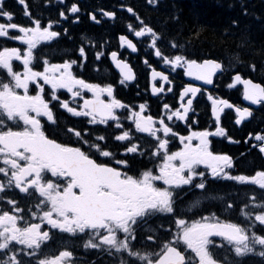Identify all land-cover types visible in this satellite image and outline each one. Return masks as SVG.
Returning <instances> with one entry per match:
<instances>
[{"label":"snow or ice","instance_id":"snow-or-ice-1","mask_svg":"<svg viewBox=\"0 0 264 264\" xmlns=\"http://www.w3.org/2000/svg\"><path fill=\"white\" fill-rule=\"evenodd\" d=\"M17 2L23 6L27 26L14 22V13L7 10L5 0H0V21H4L0 22V38L26 45L0 48V264H76L73 251L67 247L57 254L43 253L53 239V230L67 234L70 240L87 237L85 249L119 255L120 264H234L249 254L264 258V163L248 174H233L238 163L235 158L215 153L210 147V137L232 141L221 126L220 112L233 105L208 96L215 131L193 127L196 122L189 117L193 100L184 101L201 89L191 84L179 92V107L163 104L159 120L143 114L145 103L134 111L115 98L112 84L89 83L74 74L73 66L87 58L84 46L75 50V59H63L61 63L38 54L41 42L67 36V28L58 31L54 26L69 20L68 14L75 17L73 23L79 22L78 3L66 5L65 0H58L63 5L59 19L45 21L33 15L26 0ZM146 2L155 5L158 0ZM119 7L129 14L127 29L135 37L150 35L155 47L159 37L153 27L134 7L122 3ZM100 11L105 18L117 17L116 11ZM88 16L101 23L96 14ZM231 23L238 26L237 20ZM119 40L122 47L136 51L126 35H120ZM100 55L97 53L95 59ZM155 56L166 66L183 68L185 76L206 84H212L217 70H224L216 59L198 62L179 50L173 55L157 50ZM117 57L116 51L111 52L123 78L121 83L132 80V70ZM14 61L18 62L16 67ZM251 67L255 70L256 66ZM157 77L169 81L163 72L153 70L152 78ZM234 83L243 84L245 100L264 103V83L242 79L239 73ZM61 89L66 90L68 99L58 95ZM151 91L161 93L164 86L154 84ZM54 108L72 118H85L86 123L66 122L59 127ZM117 109L126 110L124 119L132 122L136 132L148 134L150 144L145 146L131 129H124ZM251 115L247 107H236L235 124L241 125ZM98 118L100 124L115 123L118 134L114 141L119 142L121 154L109 148L108 137L94 134L88 127L96 125ZM176 121L185 122L186 135L176 130ZM248 137L251 139L244 140L249 146L247 154L255 152L264 161V130L249 132ZM173 140L179 142L175 151L171 150ZM200 165L204 171L198 170ZM209 175L234 186H257L261 200L257 202L255 192L245 194L243 199H231L240 196L237 187L225 198L229 209L238 207L242 220L223 221L214 212L189 217L180 204L187 196H206ZM90 181L94 183L92 199L87 196ZM162 219L167 220L166 225L155 223ZM219 251L225 255H216ZM228 254L233 261L228 260Z\"/></svg>","mask_w":264,"mask_h":264},{"label":"flooded vegetation","instance_id":"flooded-vegetation-1","mask_svg":"<svg viewBox=\"0 0 264 264\" xmlns=\"http://www.w3.org/2000/svg\"><path fill=\"white\" fill-rule=\"evenodd\" d=\"M173 1V0H158L155 5H150L146 0H65L66 5L71 3H78L80 6V20L78 23H73L75 19L71 14L69 20H61L60 25L54 26V30L60 31L62 28L68 29L67 36H61L55 41L41 42L38 45L39 53L47 56L53 63H61L63 59L76 58L75 50L80 46H84L87 50V58H82L79 65L73 66V72L80 78L85 79L89 83H100V84H112L114 87V96L116 99L121 100L122 103L129 106L134 111H139V104L145 103L146 109L144 115H153L157 120L161 118L163 113V104L168 103L170 108L172 105L179 107L181 100L179 92L184 87L191 84L193 87L201 89L195 97L185 98V103L188 98L193 100L192 108L189 112V117L196 123L193 127L208 128L209 131H215L214 118L211 115L212 103L208 100V96L211 95L216 100H227L233 107H247L252 115L247 120L242 121L241 125L235 124V112L233 108H224L220 112V123L228 132L232 141H229L225 137H210L211 149L215 153H228L229 149L239 148L240 145L245 146L244 140L248 139V133L250 128L259 120L261 116L264 117V105L257 104L251 106L250 101L244 100L243 91L244 88L241 83H234V76L239 73L242 79H250L248 76V66L242 64L240 68L234 65L228 56H221L224 60H219L211 54H202L197 50H193L185 45H177V48H173L176 45L174 40H169L168 37L163 38L159 35L156 30L158 26L153 22L152 19L147 21L141 16L146 24L153 27L157 36L159 37L153 47V40L150 35L145 37H135L134 33L130 32L126 24L129 22V14L120 9L119 5L125 4L134 7L137 11L143 7H149V9L157 6L161 2ZM250 1V0H249ZM146 2V5L142 3ZM29 6V10L36 17H43L45 21L49 18L59 19L58 13L63 8V5L58 4V0H26ZM5 7L7 10L14 13V22L21 25H28V20L23 15V6L19 5L17 0H5ZM100 10L105 11H116L117 17L115 19L105 18L101 15ZM88 13L97 15V18L101 21L100 24H96L91 21ZM67 14V13H66ZM134 21V18H132ZM4 22V21H0ZM138 23V22H137ZM120 35H126L129 39L133 40L136 46V51L127 48L126 45L121 46L119 40ZM70 37V38H69ZM89 42H91L89 44ZM2 47H18L25 48L22 42L10 40L7 38H0V48ZM160 50L164 55H173L177 50L182 51L185 55L192 59H197L198 62L205 59H216L221 62L224 66V70H217L212 77V84H206L204 81H199L193 77H188L183 74V68L172 69L170 66H166L163 60L155 56V52ZM116 51L118 53V59L127 63L129 68L132 70V80L121 81L123 78L120 75V69L116 67L115 62L111 58V52ZM97 53H100V59H95ZM14 67L18 65V62H13ZM19 70V68H17ZM160 71L169 77V81H162L159 77L156 79L152 78V72ZM2 74V73H0ZM260 83V82H259ZM160 87L164 86V91L161 93L153 94L151 89L152 86ZM168 89H171L169 91ZM58 95L61 99H68L69 95L66 90H58ZM86 97H91V93L85 92ZM107 100V97H102ZM55 103V102H53ZM82 103V101H78ZM75 106V105H73ZM174 110V109H172ZM117 115L120 116V122L123 124L124 129H131L134 136L137 137L142 144L147 146L151 142V137L146 133H138L135 131L134 125L131 121L124 119L126 110L117 109L115 110ZM54 112L57 115V124L59 127H63L66 122H79L86 123L85 118H72L66 111L54 108ZM47 123V121H43ZM167 122V121H166ZM172 123V122H168ZM176 130L181 134L186 135L184 131L185 122L176 121ZM94 134L104 135L109 138V148L116 152L118 155L122 153V148L119 146V142L114 141V136L117 133L115 123L108 121L106 124H100L99 118L96 125H88ZM240 141V143H235ZM134 142H136L134 140ZM228 146V147H227ZM179 147L178 140L171 142V150L175 151ZM225 147L229 148L226 149ZM140 159L138 157L137 164L139 165ZM152 165L149 164L148 167ZM199 171H204L203 165L198 166ZM131 174V173H130ZM94 183L90 181L89 185ZM88 190V189H87ZM95 192H93V198ZM193 201H199L194 203ZM181 211L185 212L189 217L198 218L200 215V198L187 196L183 199V203L180 204ZM215 213V209L213 210ZM83 239H68L67 234L58 233L53 230V239L47 244V247L43 249V253L46 255L57 254L59 250L64 247L69 248L74 253L73 259L76 264H90L91 258H101L103 251L100 250H89L84 248ZM91 251L92 255L89 256L88 252ZM106 251V250H105ZM112 258V256H108ZM121 257L119 255L113 256L114 263L109 264H120Z\"/></svg>","mask_w":264,"mask_h":264},{"label":"trees","instance_id":"trees-1","mask_svg":"<svg viewBox=\"0 0 264 264\" xmlns=\"http://www.w3.org/2000/svg\"><path fill=\"white\" fill-rule=\"evenodd\" d=\"M146 5V2L142 3ZM246 10V13H245ZM147 21L152 19L158 26L156 30L163 38L174 40L170 43L185 45L204 54H211L219 60L231 57L234 65L240 68L242 64L248 66L250 79L264 83V1L262 0H173L161 2L149 9L143 7L137 10ZM232 20L238 21V26L232 25ZM255 65V70L251 67ZM264 130V117L261 116L251 128L250 132ZM228 147V146H227ZM225 147L226 149H229ZM248 150L249 146L240 145L239 148L229 149L234 158L241 152ZM247 151V153H248ZM244 154L236 160L238 163L233 174H248L258 168L262 161L255 152ZM237 186L227 187L222 194L235 192ZM245 191L239 188L240 194ZM210 191H208L209 193ZM255 192L258 199L262 194ZM213 195H216L213 193ZM251 195V194H250ZM207 205H203V208ZM155 223L167 224V220ZM222 255L221 251L215 253ZM228 260L233 261V256L228 254ZM234 264H264L261 258L248 256L237 259Z\"/></svg>","mask_w":264,"mask_h":264},{"label":"water","instance_id":"water-1","mask_svg":"<svg viewBox=\"0 0 264 264\" xmlns=\"http://www.w3.org/2000/svg\"><path fill=\"white\" fill-rule=\"evenodd\" d=\"M255 83V82H254ZM242 86H243V84H242ZM243 88H244V86H243ZM245 100V99H244ZM264 104V103H263ZM250 105L251 106H256L257 104H252L251 102H250ZM233 110H234V112H235V107H233ZM248 119V117L245 119V120H247ZM88 190H87V196H88V198L89 199H92L93 198V192H94V185L93 184H90L89 186H88V188H87Z\"/></svg>","mask_w":264,"mask_h":264},{"label":"rangeland","instance_id":"rangeland-1","mask_svg":"<svg viewBox=\"0 0 264 264\" xmlns=\"http://www.w3.org/2000/svg\"><path fill=\"white\" fill-rule=\"evenodd\" d=\"M248 256H256V257L261 258V259L264 260V258L260 257L259 255H255V254H249V255H246V256H244V257H248Z\"/></svg>","mask_w":264,"mask_h":264},{"label":"bare ground","instance_id":"bare-ground-1","mask_svg":"<svg viewBox=\"0 0 264 264\" xmlns=\"http://www.w3.org/2000/svg\"><path fill=\"white\" fill-rule=\"evenodd\" d=\"M239 2L243 1V0H238Z\"/></svg>","mask_w":264,"mask_h":264}]
</instances>
